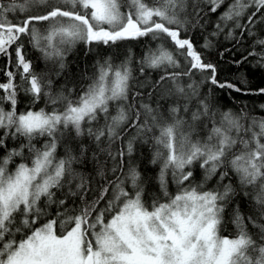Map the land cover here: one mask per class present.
Masks as SVG:
<instances>
[{
    "label": "snow or ice",
    "instance_id": "1",
    "mask_svg": "<svg viewBox=\"0 0 264 264\" xmlns=\"http://www.w3.org/2000/svg\"><path fill=\"white\" fill-rule=\"evenodd\" d=\"M210 14H218L210 36L228 29V37L239 42L264 19V0H0V57L6 58L0 149L7 153L0 156V264H264V116L243 108L218 113L200 95L204 81L247 94L217 79V65L201 50L211 40L197 47L188 35L203 29ZM145 37L157 43L138 61L143 80L133 74L127 45L119 62L115 54L97 53L91 82L75 98L73 88L54 93L50 74L35 68L36 59L53 61L59 76L77 45L87 52L119 49ZM255 44L259 50L235 61L237 67L248 57L264 67V39ZM29 47L40 56L30 57ZM147 69L160 70L159 79L151 80ZM21 95L30 98L24 111H18ZM42 99L46 107L35 110ZM160 100H168L167 107ZM209 123L201 139L197 129ZM132 128L117 153L104 147ZM77 138L81 142L73 147ZM9 141H19L18 147L9 148ZM137 141L151 144L149 162L160 166L162 197L150 202L146 172L125 160ZM102 151L116 162L113 174L123 173L115 181L99 160ZM89 153L95 175L104 180L98 189L74 167L85 164ZM197 166L203 170L199 181ZM173 183L175 192L169 190ZM237 196L250 197L252 215L240 210ZM52 205L57 210L49 216ZM229 205L234 237L221 235Z\"/></svg>",
    "mask_w": 264,
    "mask_h": 264
},
{
    "label": "trees",
    "instance_id": "2",
    "mask_svg": "<svg viewBox=\"0 0 264 264\" xmlns=\"http://www.w3.org/2000/svg\"><path fill=\"white\" fill-rule=\"evenodd\" d=\"M223 10V9H221ZM190 15L189 19H192V9L189 7L188 9ZM207 23L203 29L199 27L192 28L188 33L193 39L194 44L197 47H201L205 43V38L208 37L212 46L210 48H202L201 50L204 52V55L207 60L217 65V79L221 81H231L233 84L241 87L245 90V93H237L230 89H220L215 85H212L208 81H204L199 83V91L202 97H205L212 108L219 112L227 111L231 109L233 112H239L242 108L250 113L252 116L261 117L264 116V94L259 92V89L264 88V67H261L260 64L257 63V58L248 57V60H244L242 64L238 67L234 63L235 61L242 60L243 57L247 56L250 51L254 48L259 50V45L255 44L256 39H264V19H258L255 23L254 27H252L253 35L245 32L242 38H239V42L237 40L228 37L227 32L228 29H225L224 32L220 33L218 36H210V33L215 31V23L218 20V14H210L206 17ZM246 19V18H245ZM203 23V21H201ZM191 27V26H190ZM239 29H236L234 33L237 37H239ZM148 41V43H145ZM157 41L149 40V38H141L140 40L134 41H126L122 42L119 49L117 48H106L104 46H100L96 51L87 52L86 46L77 45L74 49L68 52L66 60H65V68L62 70L59 76L56 75V72L59 71L58 64H55L53 61H45L44 59H36L34 60L35 68L38 72L41 73H49L50 78L53 80V92H59L61 88L65 90L68 88H73L76 91L72 94L73 98L78 95L81 89L85 88L87 84H89L90 77L95 72L96 61L100 59L99 52L102 55H113L115 54V58L117 62L124 59L122 53L125 50L124 46L127 45L128 49L133 53L132 59V68L133 74L138 77V79L143 80V76L139 73V59L142 53L146 51V49L150 46L154 47ZM30 57H39L40 54L30 47L28 49ZM6 63V58L0 57V80H4L5 77L3 75V69ZM145 75H148L151 80L155 81L159 79L161 75L160 70H152L147 69ZM199 79V74H197ZM187 80V78H185ZM167 84V82H165ZM169 87L171 85H168ZM161 88L164 85L160 86ZM144 92H147L149 89L144 88L141 89ZM158 91L153 92V100L158 99ZM139 99V98H138ZM144 99H147L145 96ZM30 98L21 95L20 104L18 105V111H24L29 107ZM153 102L152 100L149 101ZM162 105L167 107L169 101L168 100H160ZM195 103V102H193ZM46 107L45 100H41L35 106V110H39L40 108ZM47 108H51V105H47ZM103 123V121H101ZM212 125L209 123L206 128L197 129L196 135H198L201 139L206 138L210 128ZM136 129H128L123 133L124 139L117 140L109 147L107 144L104 145L109 151L113 154L117 153L122 147L125 146V141L135 133ZM74 135V134H73ZM81 140L79 138L72 141L73 147L79 144ZM37 147L41 146L40 141H34ZM84 144H90V140L85 137L83 139ZM9 148L18 147L19 141H9ZM64 146L63 142L61 143L60 148H58V154L63 155ZM152 153L151 144H141L137 141V150L133 153L131 157H125V160L128 163L134 162L136 165L140 166V170L142 172H146L149 183L146 187V196L151 201L153 196H161L162 194L159 191V184L156 182V176L159 172V164L153 165L149 162V158ZM6 150L0 149V156L6 155ZM99 160L103 163L104 169L107 175V178L111 181H115L117 176H122L123 173L117 171L113 174L112 169L116 165V162L112 160L111 157L107 155V152H99ZM19 157L16 158L19 161ZM119 160V157H117ZM74 167L84 173L86 176L91 178V185L93 189H98L100 184L104 183V180L95 175L93 171V162L91 153H89L88 160L83 165H74ZM124 171H127V167H125ZM196 175L198 177V181L203 179V170L198 166L194 169ZM215 181H209L206 185L207 187H212ZM130 187V184L128 185ZM169 190L171 192H175L176 186L175 184H170ZM59 195V194H58ZM95 193L89 192L88 198H94ZM236 200L240 202V210L247 217L248 215L253 214V209L251 204L249 203L250 197L245 198L243 196H237ZM101 207H103V202H101ZM57 208L55 205H52L47 209L48 215L53 216L56 212ZM231 211L232 205H229L225 210V224L223 226V230L221 235L227 237H234L237 234V229L235 225L232 223L231 219ZM258 219V218H257ZM249 232L256 236L257 229H255L251 224H248ZM21 238V234H17V239Z\"/></svg>",
    "mask_w": 264,
    "mask_h": 264
}]
</instances>
